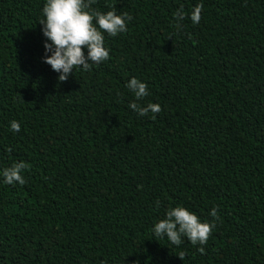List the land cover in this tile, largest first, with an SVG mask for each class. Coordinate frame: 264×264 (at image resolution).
I'll return each instance as SVG.
<instances>
[{
    "label": "trees",
    "instance_id": "trees-1",
    "mask_svg": "<svg viewBox=\"0 0 264 264\" xmlns=\"http://www.w3.org/2000/svg\"><path fill=\"white\" fill-rule=\"evenodd\" d=\"M44 3L0 0V169L26 164L24 184L0 178V264H264V0H95L128 30L63 82ZM180 205L215 220L205 252L154 235Z\"/></svg>",
    "mask_w": 264,
    "mask_h": 264
},
{
    "label": "clouds",
    "instance_id": "clouds-1",
    "mask_svg": "<svg viewBox=\"0 0 264 264\" xmlns=\"http://www.w3.org/2000/svg\"><path fill=\"white\" fill-rule=\"evenodd\" d=\"M95 0H45L42 8L43 19L40 24L45 40V63L57 72L59 81H66L77 68L89 70L93 65L107 61L110 49L106 46L105 34L115 37L128 30V22L132 17L127 13H117L114 10L99 12L91 9ZM201 7H195L190 13L193 24L201 20ZM177 27L185 19L183 7L176 13ZM126 87L134 94L136 101H143L149 96L146 82L132 77ZM140 116L159 113V103H137L128 105ZM11 131L18 133L21 124L12 121ZM26 164L16 162L10 167L0 169V178L9 185L24 184L23 175ZM159 207V201L156 202ZM217 217L214 207L210 213ZM216 227L215 220H202L197 213L185 206L169 207L164 218L154 224L153 232L156 237H166L173 245H181L186 237L193 245L199 244V251L205 252V245ZM183 258L182 256H180Z\"/></svg>",
    "mask_w": 264,
    "mask_h": 264
}]
</instances>
